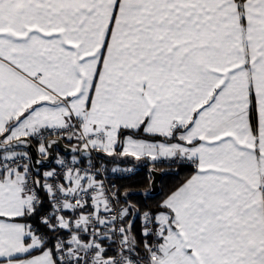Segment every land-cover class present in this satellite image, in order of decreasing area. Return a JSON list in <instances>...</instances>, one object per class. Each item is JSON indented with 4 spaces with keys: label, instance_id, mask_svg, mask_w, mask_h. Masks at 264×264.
I'll return each mask as SVG.
<instances>
[{
    "label": "snow or ice",
    "instance_id": "snow-or-ice-1",
    "mask_svg": "<svg viewBox=\"0 0 264 264\" xmlns=\"http://www.w3.org/2000/svg\"><path fill=\"white\" fill-rule=\"evenodd\" d=\"M0 264H264V0H0Z\"/></svg>",
    "mask_w": 264,
    "mask_h": 264
},
{
    "label": "trees",
    "instance_id": "trees-1",
    "mask_svg": "<svg viewBox=\"0 0 264 264\" xmlns=\"http://www.w3.org/2000/svg\"><path fill=\"white\" fill-rule=\"evenodd\" d=\"M159 172H161L162 177L159 181V192L157 194L162 195L168 189L172 188L176 183L179 182L180 179L186 175V172H181L179 176L171 174L168 170L166 164H160L157 168ZM116 184L124 185V186H132L134 190L138 193L137 195L133 196V199L136 200H144V197L139 195V193L143 192L145 189L150 188V181L151 178L148 177V169L147 167L141 165L138 167L135 174L131 175L128 178H114ZM153 195L154 198H158V195ZM148 204H152L153 200H147Z\"/></svg>",
    "mask_w": 264,
    "mask_h": 264
},
{
    "label": "water",
    "instance_id": "water-1",
    "mask_svg": "<svg viewBox=\"0 0 264 264\" xmlns=\"http://www.w3.org/2000/svg\"><path fill=\"white\" fill-rule=\"evenodd\" d=\"M161 177H162V174L158 170H156V172L151 176L149 191H151L153 195L159 192V181ZM153 185H154V188H153Z\"/></svg>",
    "mask_w": 264,
    "mask_h": 264
},
{
    "label": "built area",
    "instance_id": "built-area-1",
    "mask_svg": "<svg viewBox=\"0 0 264 264\" xmlns=\"http://www.w3.org/2000/svg\"><path fill=\"white\" fill-rule=\"evenodd\" d=\"M114 178H115V177L110 176V179H112V181H113L114 183H116L115 180H114Z\"/></svg>",
    "mask_w": 264,
    "mask_h": 264
},
{
    "label": "crops",
    "instance_id": "crops-1",
    "mask_svg": "<svg viewBox=\"0 0 264 264\" xmlns=\"http://www.w3.org/2000/svg\"><path fill=\"white\" fill-rule=\"evenodd\" d=\"M110 167H111V165H110Z\"/></svg>",
    "mask_w": 264,
    "mask_h": 264
},
{
    "label": "rangeland",
    "instance_id": "rangeland-1",
    "mask_svg": "<svg viewBox=\"0 0 264 264\" xmlns=\"http://www.w3.org/2000/svg\"><path fill=\"white\" fill-rule=\"evenodd\" d=\"M122 166H124V165H122Z\"/></svg>",
    "mask_w": 264,
    "mask_h": 264
}]
</instances>
